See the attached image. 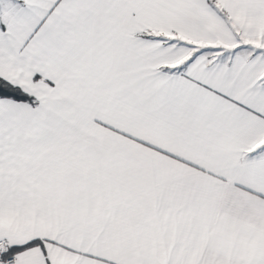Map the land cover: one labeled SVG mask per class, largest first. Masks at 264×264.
<instances>
[{
	"label": "snow or ice",
	"instance_id": "obj_1",
	"mask_svg": "<svg viewBox=\"0 0 264 264\" xmlns=\"http://www.w3.org/2000/svg\"><path fill=\"white\" fill-rule=\"evenodd\" d=\"M0 264H264V0H0Z\"/></svg>",
	"mask_w": 264,
	"mask_h": 264
}]
</instances>
